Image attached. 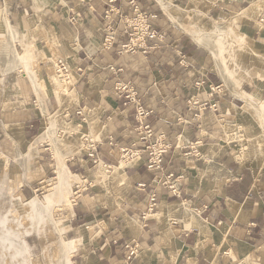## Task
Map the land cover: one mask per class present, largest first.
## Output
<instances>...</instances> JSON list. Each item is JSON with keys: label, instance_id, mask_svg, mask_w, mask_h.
Instances as JSON below:
<instances>
[{"label": "crops", "instance_id": "1", "mask_svg": "<svg viewBox=\"0 0 264 264\" xmlns=\"http://www.w3.org/2000/svg\"><path fill=\"white\" fill-rule=\"evenodd\" d=\"M136 1L163 41L121 52L130 0H0V173L21 200L48 195L58 151L66 174L83 180L56 217L70 264H264V171L239 160L230 130L244 97L264 104V0ZM191 13L228 19L247 51L220 64L212 38L199 42L185 29L200 25L186 23ZM108 27H116L110 49ZM118 83L136 90L148 123L172 145L160 170L146 167V153L117 158L120 146H145ZM168 174L180 195L158 183ZM152 192L157 205L148 210Z\"/></svg>", "mask_w": 264, "mask_h": 264}, {"label": "rangeland", "instance_id": "2", "mask_svg": "<svg viewBox=\"0 0 264 264\" xmlns=\"http://www.w3.org/2000/svg\"><path fill=\"white\" fill-rule=\"evenodd\" d=\"M202 18L203 17L198 18V16L193 15V13H191V15H187L186 23L190 25H196L194 21L197 20L198 24L200 25L198 29H190L188 27H185V29L187 31L192 30L195 33L196 31H199L204 36L207 35V37H211V43H214L213 46L211 44V47L214 48L215 46L216 51H220V47H224L226 49H224V51L229 50V53L225 54L227 55V60L231 55L233 57V53L235 51H238L239 53L241 52V57L243 56V54L247 51V45L238 42V39H236V34L234 33V30L231 27V23L228 19L220 20L224 22V28L216 30L214 28L215 21H209L207 23V21ZM192 19L194 21H192ZM203 22L204 24H202ZM219 51L218 53H220ZM241 57L239 56L238 58L240 59ZM248 57L249 55L246 56V60ZM229 63L231 65L230 67L233 68L232 62L229 61ZM242 64L243 66H245L248 65L249 62L246 64L243 58ZM57 82L58 92L61 95H65L66 87L64 84L66 82L60 80H57ZM241 117H244L243 122L245 124H242L239 121V125L232 126V128L230 129L231 132L236 130V139L238 140V145L236 149L239 154V160L244 161L255 171H264V132L262 127V121L253 113L251 108L248 106L244 107L240 118ZM239 126L241 127L239 128ZM187 144L188 140L183 139L180 145L185 146ZM189 150L191 149L189 148ZM247 150H250V152H248ZM197 151L199 150L197 149ZM67 177L68 180L60 189H58V191H53L51 188L53 187L56 178L50 181V192L48 195L46 191L37 190L38 193H36L35 195L36 199H41L45 204L51 198H53V200L57 202H55L56 204L52 206L51 212L47 210L46 213L44 211V214H42V212L37 215L40 218H38V221H36L35 225L37 226L33 227L34 213L28 209L30 200L27 201L17 198L16 189H14L9 184L6 179V172L2 170V172L0 173V222L2 220L3 221L1 222L2 225L0 224V264H8V262L9 264H62V262H65L63 264H70L71 254L69 250H67L65 255H63L61 251L63 244H66L65 242L67 241L63 239L61 235L57 236L59 233H57V230L54 225L57 224L58 227L56 219L57 211L64 208H70L74 203L75 196H73L72 190H70L69 187L72 186L74 183H83V180L68 175ZM62 196H64V199H62ZM25 216L30 217L26 218ZM52 220H55V223ZM52 230H54V232ZM8 231L18 235L21 238H24L27 241L29 249L23 252L20 250V247L16 244L10 246L8 244L3 243V234L7 233ZM19 232H21L22 234Z\"/></svg>", "mask_w": 264, "mask_h": 264}, {"label": "built area", "instance_id": "3", "mask_svg": "<svg viewBox=\"0 0 264 264\" xmlns=\"http://www.w3.org/2000/svg\"><path fill=\"white\" fill-rule=\"evenodd\" d=\"M113 0H111L112 2ZM134 10L131 16H122L125 23V32L129 36V40L120 45L121 52H135L138 49L146 46L147 38H155L163 41V35L157 30L151 28L149 17L153 16L145 11L139 9L136 0H130ZM112 5H110L109 13L114 12ZM116 42V27H108L104 35V47L112 48ZM59 73H67V68L64 63L60 62L58 66ZM117 92L126 98L125 104H133L135 110V129L137 130L141 140L145 142L142 149L134 148V146H120L118 148V160L122 162H130L135 157H140L142 153H146V167L150 171H157L162 169L164 155L171 149V143L163 136L157 135L154 128L148 123L147 118L150 111L142 103L136 90L128 83H118L116 86ZM185 148H190V151H195V147L190 142L185 145ZM90 157L96 163H99L100 158L96 153H90ZM158 183L168 187L174 194L180 195L181 189L178 187V177L173 174L163 175L158 180ZM145 186V184H141ZM157 205L156 192H152L149 196L148 210H152ZM136 246L129 247L127 258L130 259L136 253Z\"/></svg>", "mask_w": 264, "mask_h": 264}, {"label": "bare ground", "instance_id": "4", "mask_svg": "<svg viewBox=\"0 0 264 264\" xmlns=\"http://www.w3.org/2000/svg\"><path fill=\"white\" fill-rule=\"evenodd\" d=\"M196 5V4H195ZM167 10V9H166ZM168 13H169V11H168ZM170 16V15H169ZM171 17L173 18V20H177V18H175L173 15H171ZM214 28L216 29V30H218V29H223L224 28V22L223 21H220V20H216L215 21V23H214ZM192 35H193V37L195 38V39H197L199 42H202L203 41V39L204 38H207V35H203L202 33H200L199 31L197 32L196 31V33L195 32H193L192 30H188ZM214 34H217V33H214ZM210 35V34H209ZM207 40V39H206ZM206 42V41H205ZM213 42H214V40H213ZM209 44V43H208ZM214 44V43H213ZM213 44H212V46H213ZM204 45V44H203ZM205 46V45H204ZM225 46V45H224ZM227 47V46H226ZM210 48V47H209ZM213 48V47H212ZM214 48H215V46H214ZM220 49V51L218 50V47H217V50L220 52V53H218V51L216 52L217 54H216V58H215V60L217 59L218 60V62L221 64H225L226 63V61H227V55H225L226 54V52L228 51H224V47H220L219 48ZM226 50V49H225ZM213 51V50H212ZM212 53V52H211ZM23 57V56H22ZM22 60V59H21ZM20 61V60H19ZM216 64H218L217 62H216ZM219 67H220V65H218ZM224 70H225V68H224ZM222 72H224V71H222ZM227 72V71H226ZM229 72V71H228ZM220 73H221V71H220ZM223 73H221V75H222ZM228 74V73H227ZM226 74V75H227ZM224 76V75H223ZM229 76V75H228ZM231 77H233V75L231 76ZM234 80V79H233ZM232 84V83H231ZM241 97H244L243 95L241 96ZM246 98V100H247V104H248V106L251 108V110L253 111V113L262 121V127H263V132H264V104H262L261 102H260V100L259 99H257V98H252V97H250V96H247V97H244V99ZM243 119H244V117H241L240 118V122L242 123V124H245L244 122H243ZM260 121V122H261ZM237 124V123H236ZM241 126H239V128H240ZM48 133V132H47ZM50 135V134H49ZM50 137V136H49ZM48 138V137H47ZM247 140H249V139H247ZM242 141V140H241ZM246 147V146H245ZM248 147V146H247ZM251 148V147H250ZM255 149V148H254ZM248 151V150H247ZM248 152H250V150L248 151ZM247 152V153H248ZM63 154V153H62ZM245 154H246V152H245ZM55 155H56V158H57V163H58V177L56 178V181H55V183L53 184V187H51L52 188V190L54 191V190H57L58 191V189H60L65 183H66V181L68 180V177H67V174H66V171H65V169L67 170V168L65 167V165H64V163H63V159L61 158V156H60V153L58 152V151H56V153H55ZM248 155V154H247ZM246 157V156H245ZM69 174V173H68ZM52 184V183H51ZM58 194V193H57ZM62 194V193H61ZM58 196V195H57ZM38 198V197H37ZM58 199V198H57ZM62 199H64V196H62ZM62 199H61V201H62ZM55 202H57V201H55V200H53V198H51V199H49L48 200V202L45 204L41 199H36L35 197H34V199H31L30 201H29V207H28V209L30 210V211H32L33 213H34V226L33 227H35V226H37V225H35L36 224V221H38V218H40V217H38L37 215L39 214V213H42V214H44V211H45V213H46V211L48 210L49 212H51V209H52V206H54V204H56ZM42 214H40V215H42ZM26 218H29L30 216H25ZM3 221V220H2ZM1 221V222H2ZM54 223H55V220H52ZM1 222H0V224H1ZM5 223H6V221H5ZM2 225V224H1ZM55 226V228H56V230H57V233H59V227H57V224H55L54 225ZM5 227V226H4ZM54 228V229H55ZM1 229V228H0ZM37 230H38V228H37ZM2 231V230H1ZM53 232H54V230H52ZM4 232V231H3ZM19 233H21V232H19ZM28 233H29V231H28ZM22 234V233H21ZM25 235H27V234H25ZM57 236H59V234L57 235ZM63 236V235H62ZM2 237V236H1ZM24 237V236H23ZM3 239H2V241H3V243H5V244H8V245H10V246H13L14 244H16V245H18L19 247H20V250L21 251H27L28 249H29V247H28V244H27V241L24 239V238H21V237H19L18 235H16V234H14V233H12V232H10V231H8L7 233H4L3 234V237H2ZM1 239V238H0ZM61 240V239H60ZM68 241V240H67ZM60 243V242H59ZM66 244H63V246H62V248H61V251H62V254L63 255H65V253L67 252V250H69V245H68V243L67 242H65ZM61 245V244H60ZM8 248H9V246H8ZM53 251V250H52ZM17 252V251H16ZM18 254H19V252H18ZM20 256H22V255H20ZM65 257V256H64ZM63 257V258H64ZM22 259V258H21ZM65 259V258H64ZM24 260H27V259H24ZM64 261V260H63ZM26 263V262H25ZM31 263V262H30ZM63 263H65V262H62V264ZM8 264H9V262H8ZM29 264V263H28ZM60 264V263H59Z\"/></svg>", "mask_w": 264, "mask_h": 264}]
</instances>
